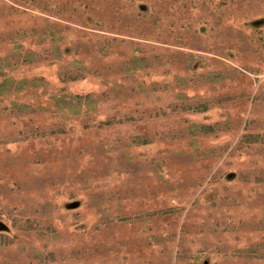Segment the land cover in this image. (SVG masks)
Returning <instances> with one entry per match:
<instances>
[{
	"label": "rangeland",
	"instance_id": "rangeland-1",
	"mask_svg": "<svg viewBox=\"0 0 264 264\" xmlns=\"http://www.w3.org/2000/svg\"><path fill=\"white\" fill-rule=\"evenodd\" d=\"M0 264H264V0H0Z\"/></svg>",
	"mask_w": 264,
	"mask_h": 264
}]
</instances>
